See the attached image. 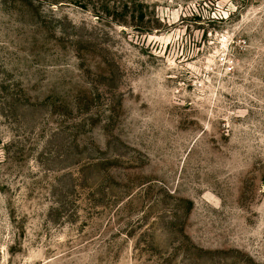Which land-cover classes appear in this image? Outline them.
<instances>
[{
	"label": "rangeland",
	"instance_id": "obj_1",
	"mask_svg": "<svg viewBox=\"0 0 264 264\" xmlns=\"http://www.w3.org/2000/svg\"><path fill=\"white\" fill-rule=\"evenodd\" d=\"M0 264H264V0H0Z\"/></svg>",
	"mask_w": 264,
	"mask_h": 264
}]
</instances>
